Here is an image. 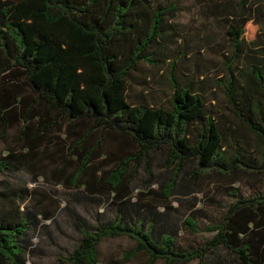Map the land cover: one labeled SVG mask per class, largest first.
<instances>
[{
	"label": "trees",
	"instance_id": "obj_1",
	"mask_svg": "<svg viewBox=\"0 0 264 264\" xmlns=\"http://www.w3.org/2000/svg\"><path fill=\"white\" fill-rule=\"evenodd\" d=\"M198 2L227 30L232 56L218 85L239 124L209 103L204 73L179 70L189 49L179 0H0V176L50 174L77 202L120 205L108 222L73 218L80 238L64 263L103 264L102 243L128 238L135 248L108 264H264V0ZM147 67L167 70L165 101ZM142 174L157 207L129 206ZM243 176L262 190L231 189L216 222L199 224L196 197L180 222L168 220L179 212L170 200L200 180ZM48 198L0 181V264H28ZM182 230L213 237L183 246Z\"/></svg>",
	"mask_w": 264,
	"mask_h": 264
},
{
	"label": "rangeland",
	"instance_id": "obj_2",
	"mask_svg": "<svg viewBox=\"0 0 264 264\" xmlns=\"http://www.w3.org/2000/svg\"><path fill=\"white\" fill-rule=\"evenodd\" d=\"M179 1L181 10L177 23L181 25L182 30L186 33L187 45L189 46L188 55L186 56L187 64L185 67L181 65L179 70L182 68L181 70L188 73V75L195 73L201 75L204 73L207 77L205 87L207 88L206 93L209 103L225 117L223 122L229 121L239 124L237 116L228 105L225 92L218 85L220 84V78H227L226 57L230 58L232 56L225 25L221 21L205 16L203 7L198 0ZM262 11L264 13V9ZM257 18L261 20L260 23H263L260 16H257ZM260 27L264 28V23ZM147 69L148 74L153 79L151 85L157 90L155 92L157 99L165 101L172 94L167 70L160 72L149 67ZM138 91L139 89H136L134 94H137ZM226 125H229V123H226ZM10 135H15V132ZM241 135H249V139H252L250 137L252 134L248 132H244ZM250 143L254 144L253 139L250 140ZM1 148H4L2 143H0ZM53 167H55V164L50 165L51 169ZM155 172L163 174L167 170L158 164ZM49 175L48 177L42 176L38 180H35V174L30 171H24L16 177L10 175L0 176V181L14 184L16 181L22 180L28 183L29 189L49 195V198L43 202L52 213L51 219L42 220L43 227L40 235L33 240L35 252L29 259L28 264H67L63 261L74 250L80 238V233L73 223V218L77 215L89 225H95L113 220L120 208L119 204L106 203L98 207L94 204L77 202L72 198L74 191L67 189L64 185H57L56 181ZM183 177H186L185 173H183ZM143 180L144 175L142 174L134 187V195L129 206L141 203L145 206L151 204L157 207L158 203L153 202L152 197L148 195V189L143 185ZM151 188L154 191H160L158 184L153 185ZM233 188L238 189L244 196L255 195L262 190V182L260 178L251 176H243L238 183L234 184L227 179H219L217 177L200 180L196 185H193V195L170 200L172 207L178 208L179 212H171L168 220L174 223L180 222L183 212H188L192 208L196 197V203L198 204L195 209L198 210L199 224L203 227L205 224L216 222L225 211L221 205H229L233 201V198L228 194ZM159 211L162 212L163 208H160ZM212 237L213 234H194L190 231L182 230L178 236V242L183 246H189L199 244ZM135 246L136 243L128 238L104 241L101 245L103 264H108L112 260H123L124 253L135 248ZM144 261L143 258H135L125 264H143ZM158 264L165 263L159 262ZM190 264L198 263L192 262Z\"/></svg>",
	"mask_w": 264,
	"mask_h": 264
}]
</instances>
